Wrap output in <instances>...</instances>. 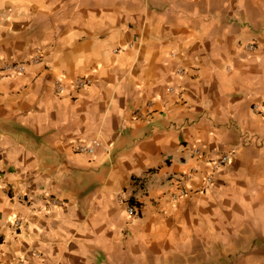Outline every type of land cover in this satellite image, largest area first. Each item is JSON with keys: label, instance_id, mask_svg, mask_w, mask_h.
Here are the masks:
<instances>
[{"label": "crops", "instance_id": "1", "mask_svg": "<svg viewBox=\"0 0 264 264\" xmlns=\"http://www.w3.org/2000/svg\"><path fill=\"white\" fill-rule=\"evenodd\" d=\"M36 51L0 77V264H264V0H0V63Z\"/></svg>", "mask_w": 264, "mask_h": 264}, {"label": "built area", "instance_id": "2", "mask_svg": "<svg viewBox=\"0 0 264 264\" xmlns=\"http://www.w3.org/2000/svg\"><path fill=\"white\" fill-rule=\"evenodd\" d=\"M240 47L242 49H245L248 52H252L256 49V45L254 42H248V43L242 44V45H240ZM40 57H41L40 51H36L31 57H29L26 60H20V61L3 60V61H1V63H0V77L14 75V74H21L25 71L27 62L38 61L40 59ZM178 72H180V71H178ZM89 83H90L89 77L82 76V77H78L77 79H75L72 83V86L75 88H80V87H84V86L88 85ZM54 88L57 92H61L63 90V86L61 85V82L59 79L55 80ZM252 109L260 112L257 104H253ZM75 151L81 152V153H92V152H94V146L91 144H88V143H78L75 146ZM194 153L196 155H200L201 151L199 148H195ZM229 158H230L229 154L224 153V154L219 155L217 158L211 160L210 164L212 166L224 165V164H227L229 162ZM186 176L187 175L182 174V175H177L174 177V183H175L174 185L176 187V192L172 195L173 199H176L177 197H180V196H184L186 194V190L188 189V185L186 182ZM206 179H207V181H210L211 173L210 174L208 173ZM118 199L120 201L124 202L128 215L132 216L133 214L136 213V211H137L136 205H134L132 202H129L127 199L122 198L121 196H118ZM48 204L49 205H58V204H60V202L56 197L50 196V197H48ZM12 223L16 228H21V226L23 225V221L18 217L14 218ZM21 263H22V260H18L16 262V264H21Z\"/></svg>", "mask_w": 264, "mask_h": 264}]
</instances>
